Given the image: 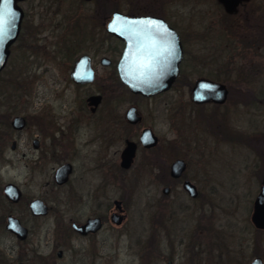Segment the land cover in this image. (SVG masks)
<instances>
[{
    "label": "flooded vegetation",
    "instance_id": "obj_1",
    "mask_svg": "<svg viewBox=\"0 0 264 264\" xmlns=\"http://www.w3.org/2000/svg\"><path fill=\"white\" fill-rule=\"evenodd\" d=\"M206 1L218 9L208 21L203 15L198 18L203 0H15L21 22L0 69V164L24 169L25 174L0 185V207H10L0 215V232L15 240L14 259L0 248V264H118L121 251L134 248L141 249L142 264L152 232L144 216L129 225L127 204L135 194L143 198L139 186L166 184L161 189L166 196L180 181L193 205L174 212L162 206L158 214L160 232L170 246L176 222L192 217L190 264H252L255 258L264 264V227L253 220L264 187V0ZM117 12L164 21L167 33L146 24L127 27L144 57L157 58L165 39L179 38L183 57L166 91L144 96L121 81L118 64L125 41L110 25ZM214 66L222 70V78L209 73L191 78ZM50 69L56 74L52 89H61L65 98L54 99L55 108L43 99L32 114L15 112L25 106L27 91L43 84L38 73ZM200 79L223 85L224 100H192ZM7 89L14 90L9 103ZM171 91L177 98L164 100ZM167 110L180 122L191 120L194 133L200 128L207 137L205 194L187 176L188 162L178 157L177 140H167L156 130V114ZM16 117L23 119L18 127L13 125ZM146 129L155 136L154 145L143 143ZM129 143L134 155L125 165ZM239 151L244 153L239 162L229 160V153ZM169 152L176 157L170 162ZM178 159L185 167L173 176L171 167ZM217 164L230 170L226 187L214 180ZM185 182L195 188V195ZM7 184L15 186L14 201L5 194ZM246 197L250 204L243 214ZM176 211L185 218L179 215L171 222ZM9 217L16 219L19 232L7 227ZM163 258L173 264L172 255Z\"/></svg>",
    "mask_w": 264,
    "mask_h": 264
},
{
    "label": "rangeland",
    "instance_id": "obj_2",
    "mask_svg": "<svg viewBox=\"0 0 264 264\" xmlns=\"http://www.w3.org/2000/svg\"><path fill=\"white\" fill-rule=\"evenodd\" d=\"M205 4L200 6V12L201 16H198V18L202 19V15L206 17L207 21L212 17V14L215 11H218V9L213 6V4L208 3L206 0H203ZM212 3V2H211ZM200 5V4H199ZM31 17L34 15V10L30 9ZM205 21V22H207ZM219 39L222 40V35L219 34ZM217 38V36H216ZM218 39V38H217ZM55 71L50 69L49 73H38V77H42L40 80L43 84L39 86V89L34 90L30 89L27 91L26 99L27 101L24 103L25 106H22L20 108H17L15 112H22L26 114H32L33 111H36L38 108H40L41 104L43 103V99L48 100L49 105H57L58 102H54V99H63L65 98L62 95L61 89L54 90L52 89L53 86H51V79L56 77V74H54ZM210 74L211 76L218 78H222V70L218 66H214L211 70H205L202 69L199 74H192L191 78H195L200 75H206ZM58 76V75H57ZM59 77V76H58ZM236 74L232 75L230 77L231 82H234L236 78ZM1 84L3 82L1 81ZM11 85H4V87H9ZM7 96H6V102H10L11 96L10 93H13L14 90H6ZM39 94L37 97L35 94ZM177 93L175 91L168 92L164 97H162L164 100H171L174 101L177 98ZM34 99V101L31 103L33 104V107L31 108V104L28 107L27 103L30 99ZM40 98V99H36ZM188 91L185 90L183 100H188ZM161 99V100H163ZM169 104V103H168ZM169 105L174 106V103H171ZM27 106V107H26ZM53 108H55L53 106ZM156 119L159 118V122L156 126V130L158 131L160 136L165 137L167 140H171L175 142L176 140V147L179 148L177 152H181L179 154V158H183L188 162V168L186 171L187 176L193 180L194 183L197 184V187L201 191L202 194H205L207 192V184H206V177H207V166H208V155H207V137L201 131V129H197L196 133H194L193 124L191 120H185V122H180L177 119H174L172 117L173 112H168L164 114H156ZM202 124L206 125V121L203 118ZM182 123H184V129L182 127ZM181 127L180 131L179 128ZM195 128V127H194ZM176 152V150H175ZM168 154V153H167ZM175 153H172L167 155L168 161H172L175 156H173ZM227 154V152H226ZM243 152H236V153H229V160H234L239 162V157L243 155ZM10 156L13 157L14 153H10ZM222 164L214 165V180H221L222 183L225 185V187L228 184V180L230 179V170L222 167ZM21 174V177L24 176L25 170L24 169H18L14 166H6L5 164H0V185L2 186L4 183L8 181H14L17 176ZM142 179L147 180V178L144 176ZM144 184L145 182L142 181ZM150 182V181H149ZM251 184H254L252 182ZM166 185L163 183L156 184L150 182L148 186H139L138 190L143 193V198H138L135 194L132 199L127 204L129 208L130 213V223L133 221L140 222L142 220V217L144 216L146 225H149L150 230V241L148 246V251L146 256V261H144V264H166V260H163L164 254L165 255H172L173 258V264H190L191 263V253H190V244L192 241V232L191 227L193 226V220L192 217H189L187 222L180 221L176 222V230H172L171 233V240L173 242V245L170 246V243L164 238L163 233L160 232V226L158 224V214L162 206L165 207L169 212L174 210H179L180 206L188 207L193 205V203L190 201L187 194L182 190L181 188V181L175 182V185L172 187L171 185V192L169 195L164 196L161 192L162 187ZM253 185L250 188V191L254 190ZM224 187V188H225ZM249 198L246 197L245 200L241 202V212L244 214H247V208L249 207ZM2 201L0 200V203ZM0 207V215L2 213H7L8 210H10L6 204L1 205ZM161 207V208H160ZM13 210V208L11 209ZM188 211V210H187ZM189 214V213H188ZM172 215V214H171ZM180 213L175 212L174 215L171 217L172 220L175 222L174 218L177 219L179 217ZM190 215V214H189ZM148 216V220H147ZM181 218H185V216L181 213ZM179 217V218H180ZM44 223L45 220H40ZM137 226L134 227V230L136 231ZM160 241V243H159ZM15 240L14 237H12L9 233H2L0 232V248L5 252L6 256L12 260L14 259L15 255ZM128 252V253H127ZM127 253V255L125 254ZM251 253V250H247L246 254ZM121 256L119 258L118 264H141L142 259V251L141 249L134 248V251H121ZM142 263V264H143Z\"/></svg>",
    "mask_w": 264,
    "mask_h": 264
},
{
    "label": "water",
    "instance_id": "obj_3",
    "mask_svg": "<svg viewBox=\"0 0 264 264\" xmlns=\"http://www.w3.org/2000/svg\"><path fill=\"white\" fill-rule=\"evenodd\" d=\"M219 1L226 3L227 0ZM234 2H236V0ZM6 3L7 0H0V8H3ZM7 6L11 9L13 17L11 19L10 33L8 37L0 43V69L6 61L8 46L18 34L22 17L21 10L15 6V0H11V3ZM117 17H119V19H117ZM147 20L164 22L154 17H128L127 15L117 12L114 13L110 25L115 27L116 30L114 32L117 36L125 41V48L118 64L121 81L134 93H140L144 96H153L169 89L172 81L178 74V65L182 60L183 51L179 38L175 35L173 38L168 37L163 41L160 49L161 53H159L157 58L144 57L138 53L133 45L135 37L130 35L126 29L129 26H142L143 24L138 22ZM169 53H171V55H169ZM225 96L226 90L223 85L207 79L198 80L191 92V99L197 102L209 100L220 102L224 100ZM22 120L21 117H16L13 120V125L18 127L20 123L23 122ZM141 139L146 146H151L156 143V138L149 129L143 132ZM133 155L134 144L129 143L123 156L125 165L131 163ZM184 167V160H176L171 167L172 175L179 176L184 170ZM184 187L191 195H195V188L189 182H185ZM4 191L9 199L13 201L16 199L17 194L14 185L7 184ZM34 204L36 209H38L41 203L36 201ZM41 209L44 210V208ZM253 220L257 226L264 227V187H262L261 193L256 199ZM7 227L16 233L21 229L14 217H9ZM252 264H262V262L260 258H255Z\"/></svg>",
    "mask_w": 264,
    "mask_h": 264
},
{
    "label": "snow or ice",
    "instance_id": "obj_4",
    "mask_svg": "<svg viewBox=\"0 0 264 264\" xmlns=\"http://www.w3.org/2000/svg\"><path fill=\"white\" fill-rule=\"evenodd\" d=\"M11 3V0H7V3L3 8H0V43H2L9 35L11 29V19L13 17V13L11 9L7 6ZM119 19V17H117ZM140 24H146L147 27L152 28L154 26H158L163 33H167L166 26H163L161 22L147 20V21H139ZM115 31V27L112 28ZM171 55V53H169Z\"/></svg>",
    "mask_w": 264,
    "mask_h": 264
}]
</instances>
